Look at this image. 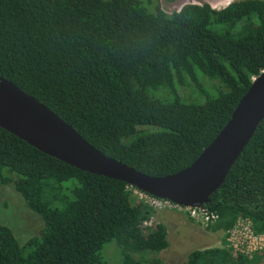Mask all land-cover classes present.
Here are the masks:
<instances>
[{"label":"trees","instance_id":"trees-1","mask_svg":"<svg viewBox=\"0 0 264 264\" xmlns=\"http://www.w3.org/2000/svg\"><path fill=\"white\" fill-rule=\"evenodd\" d=\"M263 71L264 0L221 10L186 4L172 14L160 0H0V77L105 155L151 176L195 162ZM192 92L202 102L185 103ZM10 184L45 228L21 245L0 223V264H103L112 241L121 264H168L157 256L169 247L167 226H144L156 210L131 186L0 127V185ZM204 207L218 216L212 232L245 217L264 233V119ZM255 257L207 249L181 264H264V251Z\"/></svg>","mask_w":264,"mask_h":264},{"label":"water","instance_id":"water-1","mask_svg":"<svg viewBox=\"0 0 264 264\" xmlns=\"http://www.w3.org/2000/svg\"><path fill=\"white\" fill-rule=\"evenodd\" d=\"M263 119L264 71L253 81L226 126L195 162L178 173L157 177L105 155L46 105L0 77L1 128L72 167L121 181L180 206L210 203Z\"/></svg>","mask_w":264,"mask_h":264},{"label":"rangeland","instance_id":"rangeland-1","mask_svg":"<svg viewBox=\"0 0 264 264\" xmlns=\"http://www.w3.org/2000/svg\"><path fill=\"white\" fill-rule=\"evenodd\" d=\"M235 1L239 0H175L174 2L160 0V4L167 14H172L179 11L186 4L202 5L207 3L214 9L221 10ZM204 81L206 84L210 82L208 79H204ZM211 83L206 87L210 95L215 96L216 92L210 86ZM161 91L167 90L161 89L159 92L152 93V95L158 97ZM164 98H167V95ZM182 99L187 104L202 102L200 95L193 92L187 98ZM132 194L137 202H141L140 193L134 194L133 190ZM0 223L12 229L21 245H24L33 237H40L45 228L43 219L26 207L24 198L16 191L13 184L0 185ZM149 223L154 226L164 224L169 227V247L157 255L165 263H184L187 261L188 256L197 250L225 248L230 251L226 241V233L212 232L209 229L211 224L202 225L197 223L190 219L188 215L178 212V209L169 207L158 209ZM101 255L103 264H121L122 262L121 251L116 241L106 244Z\"/></svg>","mask_w":264,"mask_h":264},{"label":"built area","instance_id":"built-area-1","mask_svg":"<svg viewBox=\"0 0 264 264\" xmlns=\"http://www.w3.org/2000/svg\"><path fill=\"white\" fill-rule=\"evenodd\" d=\"M130 190H134V194L140 193L141 202L149 205L155 210L165 207L178 209V212L188 215L190 219L202 225H212L218 219V216L215 213L210 212L204 206H180L168 200H162L150 196L132 186L130 187ZM149 221H146L144 226L155 227L154 225H151ZM225 235L228 247L235 257L242 256L252 259L264 251V233H257L254 229L253 222L249 218L240 217L234 227L226 232Z\"/></svg>","mask_w":264,"mask_h":264},{"label":"crops","instance_id":"crops-1","mask_svg":"<svg viewBox=\"0 0 264 264\" xmlns=\"http://www.w3.org/2000/svg\"><path fill=\"white\" fill-rule=\"evenodd\" d=\"M167 226V229H168V240H169V237H170V235H169V227H168V225H166Z\"/></svg>","mask_w":264,"mask_h":264}]
</instances>
